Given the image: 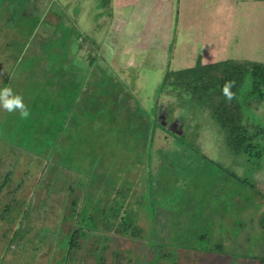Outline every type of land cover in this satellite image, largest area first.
Wrapping results in <instances>:
<instances>
[{
	"label": "rangeland",
	"instance_id": "1",
	"mask_svg": "<svg viewBox=\"0 0 264 264\" xmlns=\"http://www.w3.org/2000/svg\"><path fill=\"white\" fill-rule=\"evenodd\" d=\"M169 6L140 27L133 19L122 27L113 24L111 0H0V88L12 87L31 113L21 119L0 109V172L12 168L11 187L22 181L16 197L28 203L31 226L8 248L0 222V264H58L55 240L35 251V232H66L73 200L75 210L93 211L112 199L138 212L143 231L145 215L165 211L173 240L166 264H264V157L257 166L233 153L204 106L168 91L157 99L168 70L227 58L264 62V0ZM156 111L184 132L182 144L162 130L152 145L144 137ZM261 113L253 105L245 121ZM116 239L106 261L118 248L115 264H135L136 244ZM215 243L222 252L208 250ZM95 244L82 239L71 264H94Z\"/></svg>",
	"mask_w": 264,
	"mask_h": 264
},
{
	"label": "trees",
	"instance_id": "2",
	"mask_svg": "<svg viewBox=\"0 0 264 264\" xmlns=\"http://www.w3.org/2000/svg\"><path fill=\"white\" fill-rule=\"evenodd\" d=\"M69 33L68 29L63 31V41L66 42ZM225 81H234L232 88L234 98L230 102L225 99L221 91ZM164 91L173 92L178 98L183 100L187 98L207 108L223 129L226 146L233 153L241 154L245 161L256 162L258 166L259 161L264 157V143L261 141L264 140V62L231 58L208 63L198 61L189 67L166 71L159 84L157 99ZM253 105L260 106L262 113L257 119L255 118V123L248 124L245 121L246 111ZM154 121L155 126H152L150 134L147 135V128L144 135L151 141V145L157 130L167 132L171 140L175 139L182 144L186 135L184 132L173 131L170 126L171 120L164 124L165 120L162 121L156 111ZM168 145L167 143L160 148L165 151ZM190 146L197 150L195 144ZM183 151L185 152L186 149L184 148ZM169 157L168 155V160ZM224 171L233 178L237 177L233 171L225 169ZM12 174V168L0 172V222L7 225L4 235L8 236V248L11 245H20L31 232L28 203L16 197L22 181L18 180L11 187ZM241 182L247 184L253 191L259 192L254 182L248 181L247 178H243ZM124 207V203L112 199L108 204L105 200L99 201L93 211H89L85 205L75 210V200H73L68 213L63 217L71 221V227L66 232L55 228L53 230L47 227L40 228L35 232L38 239L36 244L33 243L35 244L33 249L36 251L39 244L44 245L55 240L60 255L58 264H71L81 240L85 238L88 241L94 238L96 244L91 248L94 264H115L119 262L120 250L115 248L111 251L112 260L108 263L105 256L108 241L117 242V237H125L136 244V249L133 251L135 264L160 262L166 264V260L171 255L169 249L173 240L170 237L172 227L169 225L165 211L162 209L152 216L145 215L150 220L148 229L143 231L137 222L138 212H128ZM260 226L264 228V214ZM163 228L165 231H162ZM28 241H31V238H28ZM208 250L222 252L223 247L221 243H215ZM258 262L264 263V256L259 257Z\"/></svg>",
	"mask_w": 264,
	"mask_h": 264
},
{
	"label": "crops",
	"instance_id": "3",
	"mask_svg": "<svg viewBox=\"0 0 264 264\" xmlns=\"http://www.w3.org/2000/svg\"><path fill=\"white\" fill-rule=\"evenodd\" d=\"M169 1L170 0H111V15L114 19L113 24L120 23L121 26L124 27L133 19L137 22L138 27H140L145 23H143L144 19L151 16V14L153 15L156 11L165 9L170 11L172 7L169 6ZM117 18H120L119 22L115 21Z\"/></svg>",
	"mask_w": 264,
	"mask_h": 264
},
{
	"label": "clouds",
	"instance_id": "4",
	"mask_svg": "<svg viewBox=\"0 0 264 264\" xmlns=\"http://www.w3.org/2000/svg\"><path fill=\"white\" fill-rule=\"evenodd\" d=\"M233 87L234 81H225L221 89L222 95L229 102L234 98ZM0 109L8 113H19L21 119H28L31 114L29 107L24 103L23 97L9 86L0 88Z\"/></svg>",
	"mask_w": 264,
	"mask_h": 264
}]
</instances>
